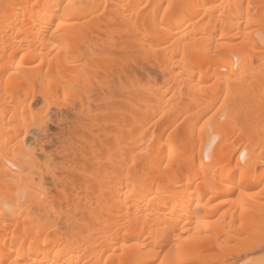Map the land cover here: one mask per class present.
<instances>
[{
	"label": "bare ground",
	"instance_id": "obj_1",
	"mask_svg": "<svg viewBox=\"0 0 264 264\" xmlns=\"http://www.w3.org/2000/svg\"><path fill=\"white\" fill-rule=\"evenodd\" d=\"M0 264H264V0H0Z\"/></svg>",
	"mask_w": 264,
	"mask_h": 264
},
{
	"label": "clouds",
	"instance_id": "obj_2",
	"mask_svg": "<svg viewBox=\"0 0 264 264\" xmlns=\"http://www.w3.org/2000/svg\"><path fill=\"white\" fill-rule=\"evenodd\" d=\"M2 209H3V211L8 212V213H12L15 211L14 207L10 204H7V203L2 205Z\"/></svg>",
	"mask_w": 264,
	"mask_h": 264
}]
</instances>
